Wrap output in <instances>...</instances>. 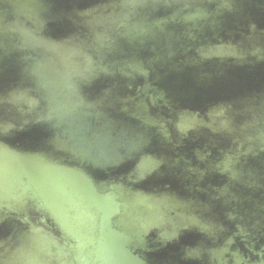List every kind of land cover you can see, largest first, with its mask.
Returning a JSON list of instances; mask_svg holds the SVG:
<instances>
[{
    "label": "water",
    "instance_id": "obj_1",
    "mask_svg": "<svg viewBox=\"0 0 264 264\" xmlns=\"http://www.w3.org/2000/svg\"><path fill=\"white\" fill-rule=\"evenodd\" d=\"M0 264H264V0H0Z\"/></svg>",
    "mask_w": 264,
    "mask_h": 264
}]
</instances>
